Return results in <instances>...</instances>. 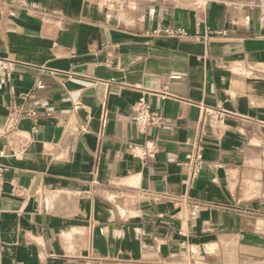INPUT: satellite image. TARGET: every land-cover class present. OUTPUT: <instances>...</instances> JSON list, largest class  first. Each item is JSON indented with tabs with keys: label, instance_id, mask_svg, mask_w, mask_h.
Returning <instances> with one entry per match:
<instances>
[{
	"label": "crops",
	"instance_id": "1",
	"mask_svg": "<svg viewBox=\"0 0 264 264\" xmlns=\"http://www.w3.org/2000/svg\"><path fill=\"white\" fill-rule=\"evenodd\" d=\"M0 67V264H264V0H8Z\"/></svg>",
	"mask_w": 264,
	"mask_h": 264
},
{
	"label": "built area",
	"instance_id": "2",
	"mask_svg": "<svg viewBox=\"0 0 264 264\" xmlns=\"http://www.w3.org/2000/svg\"><path fill=\"white\" fill-rule=\"evenodd\" d=\"M24 2L25 0H17ZM8 5V0H0V13H3L6 6ZM161 33V31H154V34ZM165 33L176 34L180 37H187V32L183 28L177 30L167 29ZM3 67H0V73H3ZM36 88H43L44 84L41 80L36 82ZM202 114V127L199 128L197 135L194 139H190L192 148L190 152L185 156V159L181 162L183 166L187 168V182H195L203 169L204 160V150L206 147V142L209 139L219 140L223 137L226 130V120L233 116V113L226 111L222 107H209L203 104L198 105ZM31 117H35L36 113L32 112L29 114ZM20 115L13 111L6 120L4 131L1 132L0 138L8 137L14 134L16 131L17 124L19 122ZM134 122L137 125L139 131L142 134H146L150 128L157 127L163 128L165 125L164 116L162 113L156 109H153L144 99L139 101L136 108ZM207 124L209 131L205 130L204 125ZM135 157L140 158L145 163L154 159V153L152 149L146 145H133L131 147ZM2 156H4V151H0V185L4 180V170L5 166L1 161ZM197 207L192 212V217L197 215ZM105 231V227L102 228Z\"/></svg>",
	"mask_w": 264,
	"mask_h": 264
}]
</instances>
